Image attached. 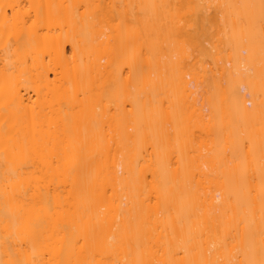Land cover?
Wrapping results in <instances>:
<instances>
[{"label":"bare ground","instance_id":"obj_1","mask_svg":"<svg viewBox=\"0 0 264 264\" xmlns=\"http://www.w3.org/2000/svg\"><path fill=\"white\" fill-rule=\"evenodd\" d=\"M0 264H264V0H0Z\"/></svg>","mask_w":264,"mask_h":264},{"label":"rangeland","instance_id":"obj_2","mask_svg":"<svg viewBox=\"0 0 264 264\" xmlns=\"http://www.w3.org/2000/svg\"><path fill=\"white\" fill-rule=\"evenodd\" d=\"M204 13H205V11L203 10V14H204ZM199 16L202 17L201 15H199ZM200 17H199V18H200ZM205 17H206V16H205ZM212 17H213V16H212ZM217 18H218V16H217ZM197 19H198V18H197ZM203 19H204V17H203ZM209 19H210V18H209ZM213 19H214V20H217V19H215V18H213ZM211 20H212V19H211ZM214 20H213V21H214ZM203 21H204V20H203ZM207 21H208V20H207ZM213 21H212V22H213ZM197 22H198V21H197ZM197 22L195 21V23H194V26H195V27H197V24H198V27H199V22H198V23H197ZM212 22H211V23H212ZM202 23H203V22H202ZM202 23H200V24L202 25ZM205 23H207V22L205 21ZM214 23H216V22H214ZM207 24H208V23H207ZM209 24H210V22H209ZM209 24H208L207 26H209ZM216 24H217V23H216ZM201 25H200V26H201ZM205 26H206V25H205ZM205 26H203V27H205ZM207 26H206L205 28H202V29L200 28V29H201V32H205V34H208V33L210 34V29L213 30L212 28H214L215 26H214V27H213V26H212V27L209 26V28H208L207 30H205V29L207 28ZM201 27H202V26H201ZM200 29H198V30H200ZM214 31H215V30L211 31V32H212L211 34H214V33H213ZM199 32H200V31H199ZM205 34H204V35H201V34H200V35H201L202 38L206 37V39H208V38H207V35L205 36ZM215 36H217L216 33H215ZM218 36H220L219 33H218ZM199 39H200V38H199ZM204 39H205V38H204ZM209 40H211V39H209ZM213 40H214V39H213ZM213 40H212V41H213ZM204 41H205V40H204ZM204 41H203V42H204ZM208 42H209V41H208ZM208 42H207V40H206V41H205V45H208V46H209ZM203 44H204V43H203ZM205 45H204V46H205Z\"/></svg>","mask_w":264,"mask_h":264}]
</instances>
